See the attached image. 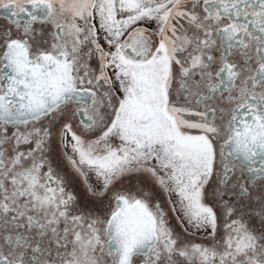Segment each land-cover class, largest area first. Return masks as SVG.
<instances>
[{"label": "snow or ice", "instance_id": "6c2138e0", "mask_svg": "<svg viewBox=\"0 0 264 264\" xmlns=\"http://www.w3.org/2000/svg\"><path fill=\"white\" fill-rule=\"evenodd\" d=\"M0 264H264V0H0Z\"/></svg>", "mask_w": 264, "mask_h": 264}, {"label": "flooded vegetation", "instance_id": "af4514ba", "mask_svg": "<svg viewBox=\"0 0 264 264\" xmlns=\"http://www.w3.org/2000/svg\"><path fill=\"white\" fill-rule=\"evenodd\" d=\"M55 155L60 159V160H62L63 158H62V156H60V154H59V151L57 150V152L55 153ZM64 169H65V171H67V172H69V173H71V170L68 168V166H67V164H66V162L64 163ZM81 191H83V189H81Z\"/></svg>", "mask_w": 264, "mask_h": 264}]
</instances>
